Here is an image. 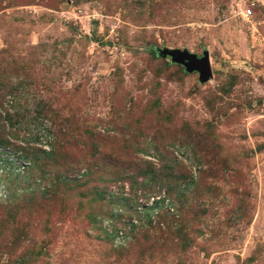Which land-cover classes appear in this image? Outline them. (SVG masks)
<instances>
[{
  "label": "rangeland",
  "instance_id": "374dc122",
  "mask_svg": "<svg viewBox=\"0 0 264 264\" xmlns=\"http://www.w3.org/2000/svg\"><path fill=\"white\" fill-rule=\"evenodd\" d=\"M0 264H264V0H0Z\"/></svg>",
  "mask_w": 264,
  "mask_h": 264
},
{
  "label": "water",
  "instance_id": "95a60500",
  "mask_svg": "<svg viewBox=\"0 0 264 264\" xmlns=\"http://www.w3.org/2000/svg\"><path fill=\"white\" fill-rule=\"evenodd\" d=\"M161 54L169 56L173 62L181 63L187 72H197L198 80L201 82L211 77L209 57L206 51L202 52L199 59L192 53L178 49H164Z\"/></svg>",
  "mask_w": 264,
  "mask_h": 264
},
{
  "label": "trees",
  "instance_id": "16d2710c",
  "mask_svg": "<svg viewBox=\"0 0 264 264\" xmlns=\"http://www.w3.org/2000/svg\"><path fill=\"white\" fill-rule=\"evenodd\" d=\"M47 145H50V147H51V143L47 142ZM34 150L32 151V153L33 152L34 153L33 154L30 153V154H32V157H34L35 159H37L38 157H40V159H47L51 154V149L48 151H44V150H40V149H34ZM46 189H48V188H46ZM46 189H45V193L50 195L49 189L48 190H46ZM24 191H25V189H24Z\"/></svg>",
  "mask_w": 264,
  "mask_h": 264
},
{
  "label": "built area",
  "instance_id": "2783aa9c",
  "mask_svg": "<svg viewBox=\"0 0 264 264\" xmlns=\"http://www.w3.org/2000/svg\"><path fill=\"white\" fill-rule=\"evenodd\" d=\"M242 15H243V18H244V19H247V18L249 17V15H250V11H249V10H246V11H244V12L242 13Z\"/></svg>",
  "mask_w": 264,
  "mask_h": 264
}]
</instances>
